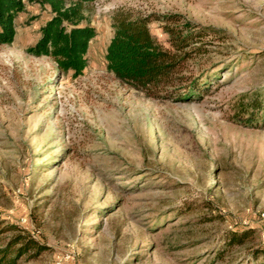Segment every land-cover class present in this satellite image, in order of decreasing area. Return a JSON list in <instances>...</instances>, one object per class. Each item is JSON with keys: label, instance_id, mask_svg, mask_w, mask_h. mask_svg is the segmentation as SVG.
<instances>
[{"label": "rangeland", "instance_id": "374dc122", "mask_svg": "<svg viewBox=\"0 0 264 264\" xmlns=\"http://www.w3.org/2000/svg\"><path fill=\"white\" fill-rule=\"evenodd\" d=\"M119 9L220 31L186 65L199 94L154 99L109 71ZM84 12L97 35L78 78L27 53L49 5H28L0 46V220L47 247L21 264H262L249 250L264 241V0H97ZM244 227L255 241L226 249Z\"/></svg>", "mask_w": 264, "mask_h": 264}, {"label": "trees", "instance_id": "16d2710c", "mask_svg": "<svg viewBox=\"0 0 264 264\" xmlns=\"http://www.w3.org/2000/svg\"><path fill=\"white\" fill-rule=\"evenodd\" d=\"M95 1L0 0V46L13 43L16 19L28 5H49L51 15L41 27L39 39L27 49V53L50 57L59 72L72 73L78 78L84 74L90 42L97 35L92 26L83 25L87 20L85 7ZM154 21L161 24V37L153 33ZM113 28L106 61L109 71L119 79L134 84L154 99L178 98L183 94L181 100H191L201 92L199 79L186 74V65L194 55L203 51L198 43L220 31L182 22L176 14L142 15L128 9L114 13ZM260 106L258 99L252 108L257 110ZM257 231L251 227L227 231L225 248L254 242ZM46 250V245L29 231L0 220V264H21L37 259ZM249 254L250 263L259 261L264 264V241L252 246ZM218 255L224 256L225 251Z\"/></svg>", "mask_w": 264, "mask_h": 264}, {"label": "crops", "instance_id": "0c3cea01", "mask_svg": "<svg viewBox=\"0 0 264 264\" xmlns=\"http://www.w3.org/2000/svg\"><path fill=\"white\" fill-rule=\"evenodd\" d=\"M22 14V13H21Z\"/></svg>", "mask_w": 264, "mask_h": 264}]
</instances>
